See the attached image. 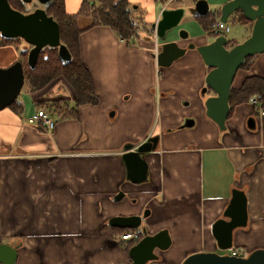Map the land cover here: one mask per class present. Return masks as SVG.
<instances>
[{"label":"crops","instance_id":"0c3cea01","mask_svg":"<svg viewBox=\"0 0 264 264\" xmlns=\"http://www.w3.org/2000/svg\"><path fill=\"white\" fill-rule=\"evenodd\" d=\"M82 1L66 0L67 11L77 12ZM129 2L148 25L164 7L163 0ZM245 26L249 37L252 28ZM146 37L133 46L108 26L82 33L81 58L99 102L81 105L78 117L51 114V130L29 123L40 102L28 91L29 101L18 99L21 111L0 110V238L18 245L16 264L130 262L127 246L136 242L120 239L130 228L109 220L146 210L138 229L152 235L166 229L171 238L169 248L155 249L157 259L147 264H182L201 251L225 254L213 224L223 217L235 188L246 193L248 223L234 231L228 253L247 256L264 249V106L236 105L222 130L206 114L205 101L214 92H202L209 67L197 49L159 67L155 38ZM190 40L204 43L202 37L178 42ZM11 51H0L8 55L0 56V67L16 60ZM249 72L264 78V53L238 70L232 86L239 87ZM152 136L158 142L145 157L149 179L131 182L125 147ZM119 192L124 196L118 201Z\"/></svg>","mask_w":264,"mask_h":264},{"label":"water","instance_id":"95a60500","mask_svg":"<svg viewBox=\"0 0 264 264\" xmlns=\"http://www.w3.org/2000/svg\"><path fill=\"white\" fill-rule=\"evenodd\" d=\"M30 3L32 0H22ZM48 4L50 0H39ZM210 11L207 0H197L192 13L204 16ZM242 14L253 21L251 35L241 43L231 48L227 47L228 39L220 35L210 43L196 45L190 43L181 46L178 41H165L159 45V52L155 56L159 67H169L174 61L183 57L187 50L197 49L205 64L211 68L206 75L207 90H212L213 95L205 101L206 114L224 130L230 113L231 88L238 70L247 57L264 53V0H228L220 11V20L227 23L229 17L235 12ZM184 15L183 8H165L161 17L153 25L158 39H165L167 32L176 27ZM0 33L8 38H22L32 45L28 54V63L34 67L40 51L46 47H58L60 58L69 62L71 53L61 43L59 23L50 16L45 8L38 7L34 11L24 13L10 4L9 0H0ZM189 38L187 32L180 33V39ZM25 83L23 63L15 61L7 67H0V110L7 108L20 96ZM253 126V119L249 120ZM190 126V121L185 122ZM158 137H147L137 146L128 144L123 152V160L127 168V178L134 183H144L149 179V168L145 160L147 154L155 150ZM123 192L115 196L121 200ZM143 215L115 216L109 220L112 226L120 228L137 229L141 227ZM247 196L244 190L235 188L232 198L223 217L213 224V235L217 240L219 250L226 251L233 248V234L237 228L247 226ZM143 237L129 249L130 262L117 264H147L157 259L155 249L166 250L171 245L169 232L163 229L156 234H148L145 227L141 228ZM18 245L5 243L0 238V264H16L18 259ZM182 264H264V249H256L247 256L233 255L219 252H196L185 258Z\"/></svg>","mask_w":264,"mask_h":264},{"label":"trees","instance_id":"16d2710c","mask_svg":"<svg viewBox=\"0 0 264 264\" xmlns=\"http://www.w3.org/2000/svg\"><path fill=\"white\" fill-rule=\"evenodd\" d=\"M12 7L24 12L22 0H9ZM137 9L129 0H83L79 10L75 13L67 11L66 0H50L47 4L46 12L52 16L60 25L61 43L64 44L71 53V60L65 62L60 58L59 48L46 46L38 56L37 63L31 67L28 63H23L25 83L30 93H35L47 87L57 78L63 79L70 88L73 103L68 99L53 101L55 104L50 108L49 113L60 118L78 117L79 108L83 104H98L99 96L96 93L91 73L83 62L80 53V38L82 33L91 27L108 26L128 45H135L139 37L138 24L133 18V10ZM29 13V12H24ZM211 14L210 12L207 14ZM206 15V16H207ZM204 20L203 17L196 16ZM215 17V16H213ZM86 19L89 22L81 26L79 19ZM241 23L247 24L249 20L241 13L235 17ZM216 18L206 21V29ZM205 21V20H204ZM153 32V30H152ZM18 39L8 38L0 33V48L12 44L18 47ZM237 43H232L233 46ZM18 49V48H17ZM22 51L15 60H21V56L26 55ZM253 56L246 58L241 68H248L253 63ZM14 61V62H15ZM13 62V63H14ZM210 69V68H209ZM253 102L255 105L264 106V78L259 75L247 76L239 87L232 86L230 94V113L238 104ZM16 111H21L23 105L18 99L8 106ZM45 108L43 105L39 109ZM229 113V114H230ZM143 237L140 230V237L133 241L138 242ZM127 248H131L130 245Z\"/></svg>","mask_w":264,"mask_h":264},{"label":"rangeland","instance_id":"374dc122","mask_svg":"<svg viewBox=\"0 0 264 264\" xmlns=\"http://www.w3.org/2000/svg\"><path fill=\"white\" fill-rule=\"evenodd\" d=\"M168 0H163L161 5L165 4ZM221 1L224 0H207L209 3L210 13L207 16H203L204 20L197 18L195 14L192 13V9L195 7L197 0H172L169 2L168 6L170 8H183L184 9V15L179 24L174 27L173 29L169 30L165 36V39H159L161 40L160 44L163 40L166 41H178L180 38L181 32H187L189 34V38L191 37H202L203 39H207L208 41H212L213 37L209 36L208 30L205 27L206 21H210L214 18H217L219 15V12L221 10V7L224 3H226L228 0H226L224 3ZM23 2V1H22ZM218 3V5H217ZM158 4V3H156ZM22 7L24 9V12H31L34 11L38 7L45 8L47 7V4H42L39 0H32L30 3L23 2ZM135 7V6H134ZM218 9V10H217ZM137 9L134 8L133 10V18L138 24V32L139 37L141 39H146L148 36L150 39L155 38L154 33L152 32V25H148L145 23V20L142 17V13L137 11ZM215 16V17H213ZM218 19H216L217 21ZM89 21L86 19H79V23L81 26L85 25L84 23H88ZM228 25L230 26V31L226 33L227 39L229 40V44L232 43H241L244 40L247 39L249 35V26H245L240 21L236 20L233 15L230 16L228 20ZM250 26H252V23H249ZM154 31V30H153ZM209 36V37H208ZM137 40V39H136ZM12 46V47H11ZM7 47L12 48L11 53L13 56H11L10 59H17L19 57L20 52L26 51V55L21 56V60L24 64H27L28 54L30 49L32 48V45L27 43L24 39L20 38L18 39V49L12 45H6L2 48H0V51L3 49H7ZM6 52V50L4 51ZM2 52L1 57L6 59L8 55L6 53ZM260 54V53H259ZM259 54H255L256 59L258 58ZM262 54V53H261ZM258 68L261 69L262 65L259 63ZM252 72V71H251ZM248 75H250V73ZM238 84V80H236V83ZM203 87L202 92L204 91ZM28 91L27 87L25 86V89L22 90L21 95L19 98H25L27 101L30 100L29 97H26V92ZM29 92V91H28ZM69 92V93H68ZM208 92V90L205 92V94ZM36 96V99L40 102V106H44L47 110H50L52 106L55 104H50L53 101H62V99L67 100L66 95L71 94L69 85L61 78H57L53 80L47 87L43 88L42 90L32 93ZM204 94V93H203ZM204 94V95H205ZM19 102V101H18ZM73 103V102H72ZM232 250L223 251L224 253H230Z\"/></svg>","mask_w":264,"mask_h":264},{"label":"built area","instance_id":"2783aa9c","mask_svg":"<svg viewBox=\"0 0 264 264\" xmlns=\"http://www.w3.org/2000/svg\"><path fill=\"white\" fill-rule=\"evenodd\" d=\"M94 1V0H91ZM172 0H168L165 4L163 9L167 8L169 2ZM161 10V13L163 11ZM160 13V17H161ZM159 20V19H158ZM230 31V26L227 23H224L220 20L215 21L210 28V32L213 34H226L227 32ZM155 32V31H154ZM155 36V56L159 52V39L154 33ZM124 41V40H123ZM262 115H264V110L262 111ZM29 123L32 124H41L43 125L47 130H51L55 127V120L49 113V111L45 108L38 109L32 116L29 117ZM140 237V229H129L127 230L124 234L121 235L120 239L121 241H126V240H137ZM231 254L233 255H238L236 251H233Z\"/></svg>","mask_w":264,"mask_h":264},{"label":"flooded vegetation","instance_id":"af4514ba","mask_svg":"<svg viewBox=\"0 0 264 264\" xmlns=\"http://www.w3.org/2000/svg\"><path fill=\"white\" fill-rule=\"evenodd\" d=\"M220 11H221V10H220ZM31 12H32V11H31ZM209 12H210V11H209ZM209 12H208V13H209ZM239 12H240V11H239ZM239 12H235V13L233 14V16H234V17H237ZM208 13H207V14H208ZM241 13H242V12H241ZM207 14H206V15H207ZM206 15H204V16H206ZM218 15H219V16H218L216 19L220 20V12H219ZM200 17H203V16H200ZM229 18H230V17H229ZM215 21H216V20H215ZM215 21L211 22V24H210L209 27L207 28L208 33H209L208 35L213 37L212 41L214 40V38L220 36V34H213V33L210 32L211 25H212ZM220 21H221V20H220ZM249 23H252V26H251V28H252V27H253V21H250V20H249V22H248L247 24H249ZM227 24H228V22H227ZM243 24H244V23H243ZM245 25H246V24H245ZM152 30H153V29H152ZM153 32H154V31H153ZM221 35H225V36H226V34H221ZM250 35H251V34H250ZM209 36H208V37H209ZM226 37H227V36H226ZM187 39H188V38H187ZM187 39H181V40H187ZM178 40H180V38H179ZM203 40H204V43H201V44H205V43H210V42H212L211 40L208 41V40L205 39V38H204ZM192 42L195 43L196 45H200V44H197V43H196L195 41H193V40H190V41L185 42V43H181L180 45H181V46H188V45H189L190 43H192ZM235 45H236V44H235ZM233 46H234V45H233ZM227 47H228V48H231V47H232V46H230V44H229V40H228V43H227ZM210 69H211V68H210ZM210 69H209V70H210ZM205 86H206V85H205Z\"/></svg>","mask_w":264,"mask_h":264}]
</instances>
